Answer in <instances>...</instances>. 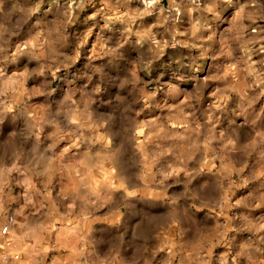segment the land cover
Instances as JSON below:
<instances>
[{"label": "clouds", "instance_id": "clouds-1", "mask_svg": "<svg viewBox=\"0 0 264 264\" xmlns=\"http://www.w3.org/2000/svg\"><path fill=\"white\" fill-rule=\"evenodd\" d=\"M0 264H264V0H0Z\"/></svg>", "mask_w": 264, "mask_h": 264}]
</instances>
